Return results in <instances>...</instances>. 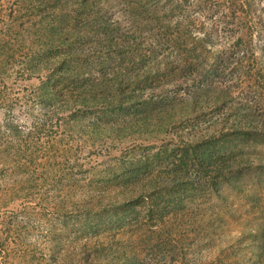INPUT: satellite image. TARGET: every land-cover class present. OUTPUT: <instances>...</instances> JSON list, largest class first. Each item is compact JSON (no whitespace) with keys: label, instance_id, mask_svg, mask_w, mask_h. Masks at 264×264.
<instances>
[{"label":"rangeland","instance_id":"1","mask_svg":"<svg viewBox=\"0 0 264 264\" xmlns=\"http://www.w3.org/2000/svg\"><path fill=\"white\" fill-rule=\"evenodd\" d=\"M0 264H264V0H0Z\"/></svg>","mask_w":264,"mask_h":264}]
</instances>
